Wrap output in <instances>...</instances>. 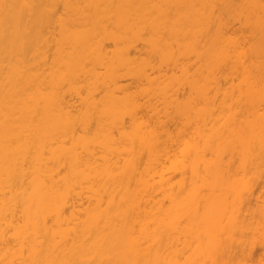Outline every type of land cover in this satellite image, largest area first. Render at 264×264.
I'll use <instances>...</instances> for the list:
<instances>
[{"label":"bare ground","instance_id":"6f19581e","mask_svg":"<svg viewBox=\"0 0 264 264\" xmlns=\"http://www.w3.org/2000/svg\"><path fill=\"white\" fill-rule=\"evenodd\" d=\"M0 264H264V0H0Z\"/></svg>","mask_w":264,"mask_h":264}]
</instances>
